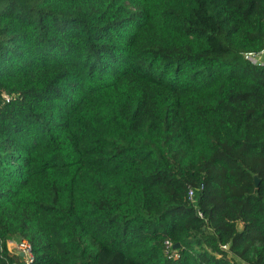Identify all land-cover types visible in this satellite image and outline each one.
<instances>
[{"label": "trees", "instance_id": "1", "mask_svg": "<svg viewBox=\"0 0 264 264\" xmlns=\"http://www.w3.org/2000/svg\"><path fill=\"white\" fill-rule=\"evenodd\" d=\"M263 52L264 0H0V264H264Z\"/></svg>", "mask_w": 264, "mask_h": 264}, {"label": "built area", "instance_id": "2", "mask_svg": "<svg viewBox=\"0 0 264 264\" xmlns=\"http://www.w3.org/2000/svg\"><path fill=\"white\" fill-rule=\"evenodd\" d=\"M245 58L249 60H252V59L254 60L255 55L247 54ZM3 98L6 100L8 99L6 95H3ZM192 197H193V191L189 190L188 192L189 200H191ZM7 243H8V246L11 244V247L9 246L10 252L12 253L13 256H16V259L11 264H32L33 263L34 256L32 252V247L25 239L16 240V242H12L11 240H8ZM165 255H167L168 257H175V258L177 257V254L173 246L168 241L165 242Z\"/></svg>", "mask_w": 264, "mask_h": 264}, {"label": "rangeland", "instance_id": "3", "mask_svg": "<svg viewBox=\"0 0 264 264\" xmlns=\"http://www.w3.org/2000/svg\"><path fill=\"white\" fill-rule=\"evenodd\" d=\"M253 63H256V64H263L264 63V52L263 53H261L260 55H258V56H255V59L253 60H251ZM12 242H16V240H20V238H17V237H15V238H11L10 239ZM10 247H11V244L9 245Z\"/></svg>", "mask_w": 264, "mask_h": 264}, {"label": "water", "instance_id": "4", "mask_svg": "<svg viewBox=\"0 0 264 264\" xmlns=\"http://www.w3.org/2000/svg\"><path fill=\"white\" fill-rule=\"evenodd\" d=\"M254 182H255V186L257 187L258 184H259V180H258L257 178H255V179H254ZM178 247H179V244H175V245L173 246L174 249H177Z\"/></svg>", "mask_w": 264, "mask_h": 264}]
</instances>
